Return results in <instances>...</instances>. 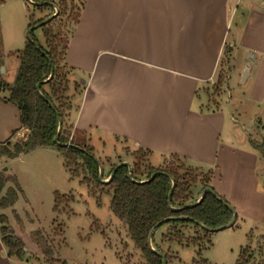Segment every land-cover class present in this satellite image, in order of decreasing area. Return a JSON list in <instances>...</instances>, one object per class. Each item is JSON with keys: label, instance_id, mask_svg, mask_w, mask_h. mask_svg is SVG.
Returning a JSON list of instances; mask_svg holds the SVG:
<instances>
[{"label": "crops", "instance_id": "obj_1", "mask_svg": "<svg viewBox=\"0 0 264 264\" xmlns=\"http://www.w3.org/2000/svg\"><path fill=\"white\" fill-rule=\"evenodd\" d=\"M64 63L80 85L69 124L90 145L147 150L157 163L177 156L232 207L229 228L264 225V0H83ZM222 67L225 94L213 103L206 89ZM7 96L0 90V143L12 147L29 132ZM29 247L8 256L0 235V264H41Z\"/></svg>", "mask_w": 264, "mask_h": 264}, {"label": "trees", "instance_id": "obj_2", "mask_svg": "<svg viewBox=\"0 0 264 264\" xmlns=\"http://www.w3.org/2000/svg\"><path fill=\"white\" fill-rule=\"evenodd\" d=\"M32 1L40 3L38 6L33 5V9L40 13L46 9L52 10L50 4L56 6L54 1ZM3 2L4 0H1L0 4ZM58 2L56 18L65 15L67 11L66 1L59 0ZM82 7L83 1L76 15L70 19L71 29L65 34L53 31L56 18L39 25L52 15V11L38 20H32V15H29L27 30H30L31 40L26 39L22 50L8 54V56H15L19 61L14 83L8 86L0 81V90L8 91V96L3 101L17 107L20 127L27 129L29 133L25 140L14 143L11 149L8 148L7 142L0 143V157L6 156L13 159L37 148H50L57 151L70 178H81L80 183L85 185L92 195H95V188H100V192L103 188L109 191L110 211L125 225L130 240L140 252L145 264H163L162 259L149 249L148 236L153 229L152 248L164 256L165 264H185L178 259L172 247L194 248L195 256L189 264H209L202 257V252L209 248L212 233L200 228L196 223L208 229L221 228L230 222L232 213L220 200L227 202L208 185V174H203L201 180L198 181V175L194 174L195 170L183 165L177 156H170V158L181 161L182 164L179 166L168 168L148 166L144 173L141 169L142 164L147 157L151 156V152L138 149L133 153L134 163L130 169L126 165H120L121 161L113 164L109 171L111 178L107 183L101 184L98 181L99 166L95 161L88 135L66 125L71 110V101L77 94L74 90H78L80 85L70 79L69 74L64 71L72 72V69L65 65L64 56ZM37 29L41 30L43 44H40L35 37ZM70 81L74 85V90L73 94L68 96ZM58 128L60 132L57 136V143H54ZM256 148L264 156V141ZM8 183H11L13 188H8L2 196ZM197 183L201 184L199 197L192 200L191 188ZM172 185L173 188H171ZM207 188L211 189L214 195L206 193L195 204ZM17 191L19 188L16 178L1 172L0 209L13 206ZM69 201H71V196L54 192L52 212L58 214L61 207L67 206ZM0 225L1 242L7 249V255L19 260L24 259L25 244L14 235L3 215H0ZM52 225L53 236L62 238L63 226L55 220ZM30 238L36 244H39L38 241L41 242L40 252L44 258L58 262L54 259L53 250L44 244L45 239L40 231L32 233ZM260 240L264 241V237H260ZM253 250L250 246L242 248L234 264L254 262ZM59 264L66 263L60 261Z\"/></svg>", "mask_w": 264, "mask_h": 264}, {"label": "rangeland", "instance_id": "obj_3", "mask_svg": "<svg viewBox=\"0 0 264 264\" xmlns=\"http://www.w3.org/2000/svg\"><path fill=\"white\" fill-rule=\"evenodd\" d=\"M12 1L4 0L0 5V40L1 43L4 40V49L13 53L20 51L23 48V40L26 41L29 15H32V20H38L51 11L53 15L55 10L54 8L46 9L40 13L33 9L31 0H23L24 6L20 2ZM43 1H54L58 11L59 0ZM65 1L67 11L65 15L55 17L56 22L53 25V31H59L61 34L71 29L70 19L76 15L83 0ZM35 37L40 44L44 43L41 30H35ZM18 66V59L15 56H8L7 53L4 54L1 49L0 67L5 69L4 73L0 72V81L3 84L13 85ZM64 71L72 79L71 72ZM226 75V68L222 67L218 79L208 85L206 93L210 102L215 103L220 95L225 94ZM229 86L230 88L233 86L231 82ZM73 90L74 85L70 81L67 95H71ZM79 90L80 86L78 90H74V93H78ZM228 105V108L232 109L230 107L233 102L229 101ZM66 125L70 126L69 119L66 120ZM20 138L22 139V135L19 136ZM92 144L95 148L93 155L99 164L103 180L109 178L111 166L120 160L129 161L130 167L134 163L135 151L130 152L124 147L118 150L112 143L101 145L96 141ZM8 145L11 147L10 144ZM180 164H182L181 161H175L170 157L157 163L152 156H149L141 169L146 173L145 169L148 166L168 168ZM4 169H8L16 178L19 191L13 206L0 209V215L6 217L7 225L13 229L15 235L30 246L32 255L39 254L43 261H46H41V264H59L60 261L66 264H145L140 252L130 240L125 225L110 211L109 191L103 188L100 192V188H95V195H92L89 189L80 183L81 178H70L62 167L60 156L44 151L24 153L13 159L1 156L0 171L3 172ZM194 174L198 175V181H200L203 174L197 171ZM9 188H13V185L11 184ZM200 188L199 183L191 188L192 200L199 197ZM54 192L71 196V201L67 206H62L58 214L52 212ZM53 220L63 226L62 238L53 236ZM35 231L42 233L45 239L44 244L53 250L57 263L41 255V242L38 241L39 244H36L30 240V235ZM261 235H264V225L253 226L237 222L232 228L212 233L210 246L202 252V257L209 264H234L240 250L250 246L254 249L252 255L255 259L250 264H264V241L260 240ZM157 240L159 241L158 236ZM172 250L185 264H189L195 256L194 248L172 247Z\"/></svg>", "mask_w": 264, "mask_h": 264}, {"label": "water", "instance_id": "obj_4", "mask_svg": "<svg viewBox=\"0 0 264 264\" xmlns=\"http://www.w3.org/2000/svg\"><path fill=\"white\" fill-rule=\"evenodd\" d=\"M27 1H30V0H27ZM30 2H32V1H30ZM32 4H33V5H37V6L40 5V3H36V2H34V3L32 2ZM50 5L52 6V8H54L55 13H54L53 15H51L50 17H48L47 19H45L44 21H42L39 25L46 24L47 22H49L50 20H52L53 18H55V17L57 16V14H58L57 9L55 8V6H53V4H50ZM29 32H30V30H27V31H26V39L31 40V37H30V35H29ZM248 67H249V65L246 64V65H245V68H244L243 77L247 74ZM3 71H4V69H3L2 67H0V72L3 73ZM49 78H50V77H49ZM59 132H60V128H58V130H57V135H56V137H55L54 140H53L54 143H57V136H58ZM95 161L97 162L96 159H95ZM97 163H98V162H97ZM120 165H126V166L130 169V165H129L128 163H121ZM98 166H99V164H98ZM118 166H119V165H118ZM128 175L130 176V174H128ZM111 176H112V175H110L109 178H108L107 180H103V179H102V172H101V169H100V167H99L98 181H99L100 183H102V184L107 183V182L109 181V179L111 178ZM151 178H152V177H151ZM151 178H150V179H151ZM146 181H147V180H146ZM146 181H141V182H146ZM171 188H173V185H172ZM206 193H209V194L214 195V193L212 192V190L209 189V188H207V189H205V190L201 193L200 198L198 199V201H197L195 204H197V203H198V202H199V201L205 196ZM170 194H171V191H170L169 195H170ZM220 202H221V203H222V204H223V205H224V206H225V207H226V208L232 213V219L230 220V222H229L227 225H225L224 227L217 228V229H208V228L202 226L201 224L196 223V224L199 225L200 228H202V229H204L205 231H208V232H210V233H216V232L222 231V230H224V229H226V228H229V227H231V226L234 224V222H235V220H236V214H235L234 210L232 209V207H231L230 205H228L227 203H225L223 200H220ZM153 231H154V229L151 231V233H150L149 236H148V245H149V249H150L152 252H154L157 256H159V257L162 259L163 264H165V263H164V256H163L161 253L157 252L156 250H154V249L152 248V245H151V237H152V233H153ZM23 250H24V252H26V249H25V248H24Z\"/></svg>", "mask_w": 264, "mask_h": 264}]
</instances>
